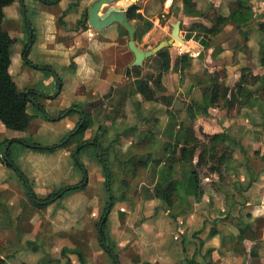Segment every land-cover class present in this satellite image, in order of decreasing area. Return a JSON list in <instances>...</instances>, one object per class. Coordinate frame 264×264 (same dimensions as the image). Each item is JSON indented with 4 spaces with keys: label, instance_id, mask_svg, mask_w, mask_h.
Instances as JSON below:
<instances>
[{
    "label": "rangeland",
    "instance_id": "374dc122",
    "mask_svg": "<svg viewBox=\"0 0 264 264\" xmlns=\"http://www.w3.org/2000/svg\"><path fill=\"white\" fill-rule=\"evenodd\" d=\"M247 1L254 11V17L249 23L251 36L248 41L233 25H227L217 35L204 36L207 44L216 46V50H218L216 55L221 54V60L218 57L210 62L208 59L209 51L203 49L202 55L195 60L193 65L186 64L189 67L184 73H180L178 69L183 65V62L179 59L174 66L176 58L185 54L183 52L188 47L182 46V42L179 40H176L178 43L180 42L179 44L175 43L167 47L171 54V65L174 66L170 70L168 83L171 87L173 83H176L182 88L181 90L179 88L166 91L173 98L172 104H170L171 102L166 104L162 100L156 103L145 101L141 94L130 96L135 91L136 86V81L132 75L136 74L137 71L129 75V79L123 75L118 78L113 76L112 79H109L110 76L107 73L110 83L103 82L98 78L101 77L100 74L105 75L104 71H92V85L94 87H92V105L88 111L98 114V116L94 127L86 132L84 138H92L95 131L103 134V147L108 151L106 158L110 161V168L114 173L112 194L116 197L120 195L123 179L129 183L126 190L127 200H118L115 204L110 205L107 220L115 229L119 228L123 221L128 220L127 228L130 227V231L133 230L134 225L148 219L153 208H155L153 206L155 203L149 205L145 202L144 195L145 188L153 186L156 177L154 165L150 164L147 168L137 166L134 177L131 176V164L125 166L123 160L130 155H135L136 160L145 158L147 151L156 158L162 157L164 145L167 142L176 141L177 133L182 127L186 128L187 126L195 129L201 140L210 146L209 136L222 132L220 127H227L224 125L226 120L239 117L243 121L246 118H249L251 122L259 120V113L254 111L250 102L249 105L247 104L248 107H244L238 101L233 106H229L224 100H221L219 105L210 107L208 114H198L194 121H191L187 115L189 104L198 99L201 101L202 91L209 84L210 77H219L227 85L233 81V86L240 79L243 67L247 68L245 71L247 75L250 71L259 75L264 74V65L261 63L260 56V38L262 39L261 34L264 33L255 32L254 34V27L257 29L258 22H264V0ZM73 2L70 9L75 7L74 12H76L78 5L75 3L76 1ZM129 2L130 0L127 2L118 0L105 4L102 12H106L116 4L124 6ZM222 2L223 4L219 8L215 1L199 0V6L210 14L214 13V9L221 12L223 8L229 7L228 11H230L231 2L229 0H222ZM42 3L54 4L52 0H27L20 5L18 12L12 13L15 4L8 6L5 10L4 24L16 40L12 45L13 61L11 68L13 77L21 89L26 88L27 92L32 90L35 93H33V98L28 105V112L32 119L27 130L15 131L7 128L0 121V185L15 189V191H0V198H6L9 203L13 202L12 205L9 204L11 209L4 206L0 207L3 214L7 212L10 218L8 219L10 225L7 224L8 226L3 228L10 232V236L3 240L2 234H0V250L7 258H10L16 249V254L19 252L18 255L22 256L24 253L21 258L13 256L10 259L12 264H116L114 255L112 256L106 250V252H101L103 247L99 241V224L102 215L109 207L110 194L107 190V177L99 161L100 157L94 159L96 158V147H88L85 150L87 152L85 155L79 150V158L88 172V177L85 178L87 185L84 189L79 190V193L72 195L67 202L64 203L62 199H59L47 208L39 209L33 205L28 196L27 187H31L41 197L58 191L70 182L71 172L80 169L75 163L76 157L72 156V152L77 146V140L72 141V146L69 149L71 156L68 157L64 156L62 150L53 152L34 148L35 145L49 146L60 142L62 137L66 135L69 123L73 121L76 112L81 113L83 108L81 104L84 101L74 88L81 75L69 66L70 62L66 61L59 52L60 46L56 47L55 44V46L48 47L46 45L50 31L55 29V22L51 16L56 12V9L48 6V8L43 7ZM138 4L141 9L139 12L143 9L146 15L155 20L154 25L146 16L144 20H130L138 28L136 41L143 49H150L159 41L170 36L172 24L177 19L181 20L183 38L190 35L195 37L198 34V31L191 30L195 22H205L211 25V22L202 17H190L182 13L181 1L175 2L172 6L169 0H138ZM85 10L88 14V7ZM57 17H61L63 20L65 18L62 12H59ZM69 22L64 20L63 26L66 29L70 28ZM77 26L86 27V23H79ZM31 28L34 29L35 34L33 43H31ZM247 28L244 27V30ZM123 34L126 36L123 39L124 48L118 50V60L120 62L125 60L126 64H129L134 59V54L132 51H127L128 32L126 29ZM191 40L199 44L201 49L206 46L195 38ZM92 44L97 46V41L93 39ZM186 45L191 48L197 47L194 45L192 47L191 44ZM26 47L28 57L25 59ZM121 49L126 52L125 55H120ZM95 50V47H92V56L100 63L101 57L95 55L97 52ZM110 54L112 53L110 52L108 56ZM240 59L245 62V66L235 70L236 72L240 71L236 77L226 67L225 62L230 61V63L236 64ZM161 64V57L153 55L145 59L143 65L139 67L142 69L143 76L146 74L148 76L153 75L155 80L160 78L162 84H166L167 81L164 80L163 72L160 69ZM49 75L55 78V82L47 85L45 80ZM59 79H61V84ZM101 84H104L101 86V90H95ZM257 86L258 84H250L247 85V88L248 90H255ZM138 98L140 101H137ZM243 98L245 97L243 96ZM260 103L258 102V104ZM263 103L262 101L261 104ZM96 106L101 108L97 109ZM262 106L263 111L264 104ZM167 108H170V113L166 111ZM112 109L118 113L122 112V115L125 116L120 120L121 126L116 125L119 118L115 120L111 118L113 116V113L110 112ZM62 111H65L67 115L61 118L59 115ZM170 117L177 118L181 128L175 127L174 131L171 132L170 127H167L170 125L168 122ZM138 124H143V126L138 129ZM158 124L162 126L157 127ZM245 127L246 124L243 123L234 138L228 134L230 139L227 138L224 142H216L218 155L225 147L229 148V162L222 165L221 173L210 170L212 160L200 168L203 187L214 189L230 207L226 218L218 217L216 210L208 208L205 219L211 224L210 229L221 227L222 231H230L233 223H237L234 220H240L243 215L242 208L246 203V198L242 195L241 189L237 190V183L241 178L237 169L240 165L246 164V160L247 166L250 168L252 165H250L249 159L254 157V143H250V136L248 135L250 131L252 140H254V126L249 127L246 132L243 130ZM105 128L106 132H104ZM70 132L68 131V134ZM150 133H152V138H147L146 135ZM141 138H145L144 144L140 143ZM130 141L133 142L130 144ZM98 147L100 148V145ZM199 152L200 149L197 151L195 160H197ZM4 156H7L12 165L4 160ZM252 168L254 169L253 166ZM20 172L28 179L27 185ZM181 175L182 166L177 164L176 176L180 177ZM38 178L39 180L35 181ZM83 179L82 173L81 175L79 173L74 174L70 184H81ZM235 191L239 193L237 196ZM7 213L6 215H8ZM205 227L207 229L208 225L204 224L203 228L205 229ZM127 228L124 229L125 234L117 233L116 235L120 249H117L110 237L106 235L107 243L114 247L118 259L117 264H137L138 262L145 264L146 261L137 256L136 246L133 247L134 253L128 252L131 247L128 242L131 240L130 243L136 245L134 239L137 238V233L131 234ZM13 231L16 232V235L12 233ZM32 237L35 240V249H38V253L32 252L30 247L28 248V241ZM73 250L79 251L80 255Z\"/></svg>",
    "mask_w": 264,
    "mask_h": 264
},
{
    "label": "crops",
    "instance_id": "0c3cea01",
    "mask_svg": "<svg viewBox=\"0 0 264 264\" xmlns=\"http://www.w3.org/2000/svg\"><path fill=\"white\" fill-rule=\"evenodd\" d=\"M26 1L27 0H17L14 3L15 5H13L12 13L18 12L20 5H22V3ZM52 1L54 2V4L42 3L43 7H50L56 9V12L54 11L55 13H53V16H51V18L55 22V29L50 31V36L47 39L48 41L46 45H48V47L55 46V44L56 47L60 46L59 52L62 54L66 61L70 62L69 66L73 70L75 69L77 74L81 75V77L77 79L74 88L80 95L79 97L84 100L81 106L84 110H88L92 105V87H94V85H92V71H104L105 75L100 74L101 77L99 76L98 78L103 82L109 83L110 81L107 78V73L110 76L109 79H112L113 76L118 78L121 75L125 76L127 79H129L130 77L127 74V71L131 67H133L132 62L134 59L129 62V64H126L127 62H125V60H123L124 62H120L118 60V50L120 48H124L123 39L126 36L123 34V32L125 31V28L119 23H113L112 25L104 28L103 30H98L92 27L88 21L86 22V27H78V20L82 18L85 9L87 7L89 8V6L96 0ZM73 1H76L75 3L78 5V10L76 12H74L75 7H72L70 9V5L74 3ZM124 1L127 2L128 0ZM169 1L171 2L170 5L172 6L174 4V0ZM212 1H215L216 5L219 8L223 4L222 0ZM229 1L231 2V0ZM135 4H138V0L135 2ZM115 6H119V4H116ZM180 9L181 12L184 13L183 9ZM228 9L229 7L226 9L223 8L221 10V13H223L224 15H228L230 12L228 11ZM59 12H62L64 14V20L66 22L70 21V28L66 29L63 24L59 22V18L57 17ZM141 12L144 16L150 19L152 21V24L154 25L155 20L146 15L145 10L142 9ZM228 25L232 26V23ZM4 28L9 31V28L5 26V24ZM193 38L195 37H186L184 38L185 42L182 43V46L188 47L187 50L183 53L189 54V56L192 58L190 64L191 66L193 65L195 60H197L202 55L203 49L209 51L210 55L208 59L210 60V62L214 61L218 57L221 60V54L216 55L218 54V50H216L215 45L209 44L208 47L203 46V48L201 49L199 47V44L191 40ZM93 39L97 41V46L92 44ZM128 40L129 35L127 38V46ZM186 44H191L192 47L193 45L197 47L191 48L189 45ZM92 47H95V51H97L95 55L101 57L100 63L96 61L94 56H92ZM127 51H131L129 47ZM110 52L112 54L108 56ZM119 53L120 55H125L126 52L121 49ZM223 53L222 55H224ZM244 63L245 62L240 59L236 64L227 61L225 62V65L237 77L240 71L236 72L235 70H238L245 66ZM170 70L163 73L164 80L167 81L166 84L164 83L166 91L172 89L175 90L179 88L181 90L182 88L179 87L178 84L173 83V86L171 87L170 83H168ZM178 70L180 73H184L180 69ZM11 72L13 74L12 68ZM132 76L136 81L138 77L134 75ZM141 77H143L142 69ZM54 82L55 78L52 75H49L45 80V83L47 85L53 84ZM232 83L233 81L229 85L232 86ZM102 85L104 84L99 85V87H96L95 90H101ZM166 91L158 93V96H168V100L169 102H171L170 104H172L173 98L169 96ZM137 101H140V98H138ZM151 102L156 103L158 101ZM260 102L262 103V101ZM261 103L257 104L256 106L250 104L251 107L254 108V111L259 113L258 121L254 120V122H251L249 121V118H246L243 121L241 117L231 120L228 119L224 124L227 127H220V130L222 132H226L234 138L235 135L238 134L243 123L246 124L247 127L243 128L245 132L248 130L249 127L254 126V140H252L249 131V141L252 144L254 143V150H260V152L264 154V110L262 111V105L264 103ZM248 105L243 106L248 107ZM166 111L170 113V108H167ZM121 119H123V117H119L118 122H116V125L121 126ZM80 120L81 114L80 112H76L73 121L69 123V127L67 126L68 130L67 133H65V136L68 135V131L70 132L74 128H76ZM168 122L170 124L167 126L170 127L169 129H171L172 127H180V124L177 118L175 117H170V121ZM143 124H138V129L142 127ZM161 126V124L157 125V127ZM64 137H62V139ZM89 139L92 140L91 137ZM132 142L133 141H130V144ZM71 146L72 143L64 147H60L54 151L57 152V150H62L64 156L68 157L71 156L69 151ZM85 150L82 151L83 155L87 154ZM249 163L254 167V169H251L252 166L248 168L247 160L246 164L244 163L243 165H240V167L237 169V171L241 175L240 181L237 183V190L241 189L242 195H244V197L246 198V203L243 205L244 210L242 208L243 215L240 217L241 219L238 221L236 219L234 220V222L237 223H233L230 231H222L223 229L221 227L217 229H213V227L211 229L209 228L211 224L205 219L207 217L206 212L208 208L216 210L218 217L226 218V216H228L230 207L228 206L226 200H223L222 197L218 196L217 192L214 191V189L206 188L204 197L200 202H196L191 205H178L172 210H167L163 206V203L160 199H146L145 202H147L149 205H151V203H155L153 205L155 206V208H153L152 213L149 215L148 219L139 222L138 225H134V229L131 231L130 227L127 228V219V221H123L117 229H115L114 226L109 224L110 221L108 222L107 220L108 223H106L105 227L106 235L110 237L114 245H116L117 249H120L117 240L118 237H116L117 233H122V235L125 234L124 229L126 228L131 234H133V232L137 233V238L134 239L136 240V245L131 244V240L128 242V245H131V249L129 248L128 252L130 254L134 253L135 250L133 249V247L136 246V253L138 254L137 256L139 257V259L145 260L146 263L150 264H264V158L261 155H254V157H250ZM71 173L72 177L70 182L67 183V185H75L70 184L73 175L78 173L79 175H81L82 172L80 169H77L75 171L73 170ZM38 180L39 178L35 181ZM0 191H15V189L0 185ZM79 192V190L69 191L64 195L62 201H64V203L67 202L72 195ZM238 194L239 193H236V196ZM12 203L13 202L9 203V200H6V198H0V207L4 206L9 207L11 209L9 204L12 205ZM202 208L203 210H201ZM198 210L201 211L199 212ZM6 213L4 212L3 214V211L0 210V234H2L3 240L7 236H10V232H7L5 231V229H3L7 224L10 225L8 222V219H10L9 214L7 213L8 215H6ZM203 214H205L206 216H204ZM204 224L208 225L207 229L206 227L205 229L203 228ZM199 230L200 232L198 233ZM12 233L16 235L15 231H13ZM32 238H30L31 240L28 241V248L30 247V250L32 249V252L35 251V253H38V249H35V240L34 238ZM254 250L257 251V256L254 255ZM102 251H105V249L102 248L101 252ZM14 252L15 253L10 258H7L5 254L1 251L3 257L6 259L8 264H12L10 262V259H12L13 256L21 258L24 254L23 253L22 256L18 255L19 252L16 254L17 249ZM185 256L190 259V262L185 259ZM137 264L140 263L138 262Z\"/></svg>",
    "mask_w": 264,
    "mask_h": 264
},
{
    "label": "trees",
    "instance_id": "16d2710c",
    "mask_svg": "<svg viewBox=\"0 0 264 264\" xmlns=\"http://www.w3.org/2000/svg\"><path fill=\"white\" fill-rule=\"evenodd\" d=\"M16 1L17 0H0V121L9 129L15 131H25L28 129L31 123L32 118L28 112V105L33 98V93L35 92L32 90L27 92L26 88L21 89L13 77L11 72V48L16 40L11 36L9 31L4 28V10L7 6L14 4ZM178 1H181L182 9L185 15L190 17H202L205 20L211 22V25L205 22H195L193 24V28H191L192 31H198V34L195 35V39L206 45V47L209 46V43L207 44V42L204 40V36L217 35L230 23H232V25L243 34L247 41L250 39L251 32L249 31V23L254 17V11L247 0H233L231 2L230 12L228 15H224L216 9H214V13L212 14L205 12L200 8L199 0H174V3ZM139 9L140 6L138 4H133L129 8L128 17L130 20H144L145 16L139 12ZM87 20L88 14L85 10L82 18L78 20V24L83 22L86 23ZM59 22L63 24V18L59 17ZM244 27L248 28L244 30ZM255 32L264 33V22H258L257 29L254 27V34ZM261 36L260 56L261 63L264 65V34H261ZM191 37L192 35H190L188 38ZM34 38V29L31 28V43L34 42ZM25 50L24 57L26 59L28 57L27 47ZM156 55L162 59L160 68L161 72L165 73L169 71L172 68V59L169 48H164ZM179 59L183 62V65L180 66L179 69L182 72H185L186 68L188 67L186 64L190 65L192 58L189 56V54H182L176 58L174 66H176ZM246 70L247 68H242L241 77L233 86L225 84L222 82V79H219V77H210L209 84H207L202 91L201 101L195 100L189 104L187 114L191 121H194L197 115L200 113L208 114L209 108L219 105L221 100H224L229 106H233L237 103V101L242 105H247L250 102V104L254 106H256L260 101L264 102V74L259 75L250 71L249 75H247L245 72ZM134 71H137L136 74H134ZM127 74H134V76L138 77L136 79L135 91H133L130 96L141 94L145 101L162 100L166 104L170 103L167 96H158V93L166 91V87L164 84H162L160 78L155 80L153 75L148 76L147 74L141 77V67L139 66L130 68L127 71ZM59 80L61 84V79ZM250 84H258V86L255 88V90H248L247 85ZM243 96L245 98H243ZM96 107L97 109L101 108L100 106ZM110 112L113 113V116L111 117L113 120L124 116L122 115V112L118 113L114 109H112ZM80 114L81 120L76 128H74L67 136L61 139L60 142L49 146L35 145L34 148L38 150L54 151L60 147H64L72 143L73 140H77V146L73 150L72 156L74 158L76 157L75 163L84 175L83 182H81V184L64 186L58 191L49 193L45 197L39 196L31 187H27L28 196L36 208L45 209L57 200L62 199L69 191L82 190L85 188L87 185L85 178L88 177V172L84 163L79 158L80 154L76 156L75 152L76 149L84 151L90 146L96 147V159L98 156L100 157V164L102 165L107 177V190L112 197L111 204H115L118 200L125 201L128 198L126 196V190L128 189L129 183L125 179H123V186L121 188L122 190L120 195L116 197L112 194L114 173L110 168V161H108L106 158L108 151L105 147H103V134L99 131H95L92 140L84 138L86 132L94 127L98 114L93 112L91 113L90 111L84 110L83 108ZM66 115L67 114H65V111H62L59 117L62 118ZM99 116H101V114H99ZM179 128H181V126ZM173 129L175 128L172 127L170 129L171 132L174 131ZM104 132H106V128L104 129ZM151 134L152 133L147 134L146 137L152 138ZM177 134L176 141H170L164 145V155L162 157L156 158L151 154V152L147 151L145 153V158H138V160H136L135 155H130L125 160H123V164H125V166H127V164H131V176L134 177L136 176L137 166L147 168L150 164L154 165V168L156 169V177L154 179L153 186H148L145 188L144 195L146 199H160L163 203V206L167 210H172L178 205H191L193 203L200 202L203 199L205 193V188L202 185L200 168L204 165H207L208 162L212 160L213 163L209 167L210 170L221 173L222 165L229 162V148L225 147L221 154L218 155V146L216 144L217 141L224 142L227 138L230 139V136L226 132L210 135V146L201 140L196 130L193 128H189L187 126L186 128L182 127ZM144 139L145 138H141L140 143L144 144ZM98 145H100V148ZM199 149L200 152L197 155V160H195L197 151ZM254 155H261L264 158V154H262L260 151L254 150ZM4 160L8 164L12 165V163L8 161L7 156H4ZM177 164L182 166V175L180 177L176 176ZM20 173L24 177L22 172ZM24 179L27 185L29 181L26 177H24ZM105 214L102 215L99 224V241L101 246L108 253H110L112 256L114 255L113 258L117 264L118 259L114 252V247L108 244L106 241L107 238L105 227L107 223V217L104 219ZM73 251L79 253L77 250ZM254 255H258L257 251L255 250ZM185 259L190 262V259L187 256H185ZM0 264H8L1 251Z\"/></svg>",
    "mask_w": 264,
    "mask_h": 264
},
{
    "label": "water",
    "instance_id": "95a60500",
    "mask_svg": "<svg viewBox=\"0 0 264 264\" xmlns=\"http://www.w3.org/2000/svg\"><path fill=\"white\" fill-rule=\"evenodd\" d=\"M118 0H96L88 8V22L89 24L98 29L103 30L104 28L112 25L113 23L121 24L128 32L129 40L128 47L134 54V60L132 66H142L145 59L156 55L159 51L172 46L176 40L184 43L185 39L181 35V20L177 19L172 24L171 35L161 40L154 47L150 49H143L138 46L136 42V31L137 27L131 23L128 17L129 8L135 4L137 0H130L125 6H111L106 12H102V8L105 4L116 2ZM79 149H76L75 155L78 156ZM112 197L110 196L109 207L106 211L104 219L110 212V205ZM119 264V263H118Z\"/></svg>",
    "mask_w": 264,
    "mask_h": 264
},
{
    "label": "bare ground",
    "instance_id": "6f19581e",
    "mask_svg": "<svg viewBox=\"0 0 264 264\" xmlns=\"http://www.w3.org/2000/svg\"><path fill=\"white\" fill-rule=\"evenodd\" d=\"M175 43H176V44H179L180 42L178 43V42L176 41Z\"/></svg>",
    "mask_w": 264,
    "mask_h": 264
}]
</instances>
